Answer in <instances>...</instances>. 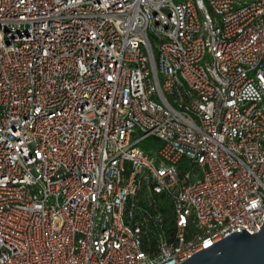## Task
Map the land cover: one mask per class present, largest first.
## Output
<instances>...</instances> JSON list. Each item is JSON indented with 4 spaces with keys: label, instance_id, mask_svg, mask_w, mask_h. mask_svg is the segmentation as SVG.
<instances>
[{
    "label": "built area",
    "instance_id": "obj_1",
    "mask_svg": "<svg viewBox=\"0 0 264 264\" xmlns=\"http://www.w3.org/2000/svg\"><path fill=\"white\" fill-rule=\"evenodd\" d=\"M263 223L264 0H0V264H182Z\"/></svg>",
    "mask_w": 264,
    "mask_h": 264
},
{
    "label": "water",
    "instance_id": "obj_2",
    "mask_svg": "<svg viewBox=\"0 0 264 264\" xmlns=\"http://www.w3.org/2000/svg\"><path fill=\"white\" fill-rule=\"evenodd\" d=\"M257 234L233 233L182 264H264V223Z\"/></svg>",
    "mask_w": 264,
    "mask_h": 264
},
{
    "label": "trees",
    "instance_id": "obj_3",
    "mask_svg": "<svg viewBox=\"0 0 264 264\" xmlns=\"http://www.w3.org/2000/svg\"><path fill=\"white\" fill-rule=\"evenodd\" d=\"M146 209H148L151 213L154 214H161L162 223L164 225V228L167 232L171 230V211H170V201H163V197H156L154 199V202L152 203L151 207H148L147 205H143ZM161 223V224H162ZM152 227V225H151ZM162 232L160 229H152L151 232L144 234L143 236V244H142V250L146 253H152L156 250V240L159 237V235Z\"/></svg>",
    "mask_w": 264,
    "mask_h": 264
},
{
    "label": "rangeland",
    "instance_id": "obj_4",
    "mask_svg": "<svg viewBox=\"0 0 264 264\" xmlns=\"http://www.w3.org/2000/svg\"><path fill=\"white\" fill-rule=\"evenodd\" d=\"M176 1V0H175Z\"/></svg>",
    "mask_w": 264,
    "mask_h": 264
}]
</instances>
